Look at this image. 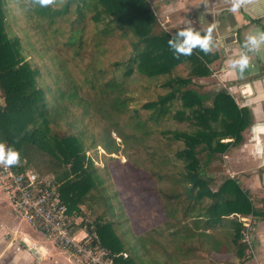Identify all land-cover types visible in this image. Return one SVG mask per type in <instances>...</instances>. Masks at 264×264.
Wrapping results in <instances>:
<instances>
[{
    "label": "trees",
    "instance_id": "1",
    "mask_svg": "<svg viewBox=\"0 0 264 264\" xmlns=\"http://www.w3.org/2000/svg\"><path fill=\"white\" fill-rule=\"evenodd\" d=\"M14 1L31 25L36 22L53 31L60 22L66 23L69 32L64 40H46L51 48L61 43L79 60L87 49L92 53L80 85L68 78L67 90L44 87L40 68L9 26L11 1L0 0V141L21 151L22 163L14 169L38 166L37 157L48 160L51 168L42 172L57 183L70 213L81 216V224L112 253H126V258L118 259L122 264H188L203 252H233L239 262L224 264H245L250 255L241 217L258 211L236 178L222 175L214 188L217 178L210 167L223 162L228 149L242 141L252 116L227 89H205L201 78L211 73L209 64L217 54L196 49L191 56L177 58L168 46L175 33L159 27L148 0H58L47 8L29 0ZM87 18L94 26L89 34ZM113 47L128 55L127 80L108 78L103 58ZM51 55L56 70L69 77L68 61L61 54ZM122 63L123 58L115 61L116 66ZM53 77L58 85L60 73ZM135 82H147L149 98L132 108ZM74 108L80 109L82 118ZM94 116L107 123L88 145L79 123ZM63 123L72 130H62ZM179 123L188 124L179 128ZM97 146L107 159L121 150L135 153L139 147L146 154L151 148L157 159L148 164L144 158L147 166L138 165L156 183L158 212L166 230L161 238L150 244L141 241L139 248L130 244L128 228H121L127 216L117 200L119 191L115 185L111 188L110 162L98 165L87 155L88 148Z\"/></svg>",
    "mask_w": 264,
    "mask_h": 264
},
{
    "label": "crops",
    "instance_id": "2",
    "mask_svg": "<svg viewBox=\"0 0 264 264\" xmlns=\"http://www.w3.org/2000/svg\"><path fill=\"white\" fill-rule=\"evenodd\" d=\"M148 1L159 27L171 33L185 26L204 32L216 25L213 31L216 46L212 52L217 57L209 64L211 73L201 81L206 90L227 89L240 107L250 109L252 122L244 130L242 141L223 155L221 169L213 175L219 182L224 174L236 178L250 194L258 213L241 217L242 220L251 219L252 224V251L245 264H264V51L252 55L243 73L229 63L242 51L247 33L254 29L264 30V0H245L236 12L228 11L229 0ZM212 72L220 77L213 76ZM245 84L249 86L248 92H242ZM74 217L76 228H81L82 217L76 214ZM0 264L77 263L66 250L43 234L38 223L24 219L6 192L0 190Z\"/></svg>",
    "mask_w": 264,
    "mask_h": 264
},
{
    "label": "rangeland",
    "instance_id": "3",
    "mask_svg": "<svg viewBox=\"0 0 264 264\" xmlns=\"http://www.w3.org/2000/svg\"><path fill=\"white\" fill-rule=\"evenodd\" d=\"M10 1V5L8 7L9 26L12 29L13 36L17 35L21 37L22 44L25 46L24 53L35 64V66L40 68V83L44 87L56 89L60 86L64 90H67L65 82L68 78H73L74 81L80 85L84 78V68L89 63L88 60L92 53L90 54L87 49L79 60L78 56L74 53L70 55V52L65 51L61 46V43H59L56 48H51V45L46 40L50 39V42L53 40L59 42L64 40L65 36L69 32L67 30L68 27L65 25L66 23L60 22V28L53 31H48L42 24L39 27V24L36 22L31 25L24 9L19 8L14 0ZM86 22L87 34H89V32L94 29V26L88 18ZM54 53L61 54L64 59L68 61V67L70 70L69 77H63L61 71L56 70L57 63H55L56 61L51 57V54ZM121 54L122 51L113 47V52L108 53V56H104L103 62H107L109 71L108 78L115 75L120 81L128 79L125 78L124 75V72L128 67L126 64V58L128 55L125 54L122 56ZM121 58H123L124 63L116 66L115 61L120 60ZM57 72L60 73L61 79L58 85H55L53 76ZM134 76H136V74ZM158 81L162 80L159 79ZM136 83L137 82H135L136 92L134 94L137 96L136 101L132 103V108L140 107V104L149 98V95L145 93L146 89L144 88L147 85V82H144L143 85L140 82L137 85ZM87 89L88 88H85V90ZM88 94H92V91ZM73 110L78 116H80V118H82L80 109L74 108ZM106 123L107 122L102 118H95V116L91 118H84L82 124L79 123V130H81L83 126L85 128V134L83 136L86 137V143L88 145L93 142L92 136L95 135V132L102 129ZM187 124L188 123H179L176 124V126L179 128H185ZM68 128L72 130V128L68 127L65 123L62 124V130L65 131L68 130ZM113 135L116 137V132L113 131ZM151 152V148H148L146 154H144L145 151L140 150L138 147L135 153L131 151L124 152L121 150L117 154H112L110 159H107L104 155L105 151L101 146H97L96 149L88 148L87 151V155L92 156L95 163L98 165L100 164L104 166L106 165V162H110L109 166L113 177L111 188L113 185L117 187L116 189L119 191L117 200L120 207L125 210L127 216L125 220V217L122 218L124 226L122 225L121 228H128L127 235L131 239L130 244L136 245L137 248L141 246V241H145L146 244H150L152 239L161 238L160 234L163 232L165 234L166 232V230L162 227L164 226L163 224L165 221L162 220L160 213L158 212L159 198L155 192L156 183L151 177V173L147 169L139 168L138 165L139 163H142L147 166L144 158L148 164L149 162H154L153 159L157 158ZM37 158V162L35 163L38 164V166L32 165L30 167L34 168L41 174H43L42 171L46 172V169L51 168L48 160L43 157ZM220 163L221 162L213 163L210 167L213 174L218 173L219 169H221ZM219 184L220 182L217 181L213 184V187L216 188ZM109 192L111 191L109 190ZM84 210L86 211L85 207ZM92 217L93 216L90 215L91 219ZM78 220H81V218ZM156 228H158V230ZM248 253L251 254L249 250ZM237 259L238 258L233 252L213 253L212 255H205L204 253H201L198 258L188 264H212L214 262L224 264L226 261L236 262Z\"/></svg>",
    "mask_w": 264,
    "mask_h": 264
},
{
    "label": "built area",
    "instance_id": "4",
    "mask_svg": "<svg viewBox=\"0 0 264 264\" xmlns=\"http://www.w3.org/2000/svg\"><path fill=\"white\" fill-rule=\"evenodd\" d=\"M212 75L220 77L217 72H212ZM2 103L3 97L0 96ZM0 190L6 192L24 219L38 223L43 234L66 250L75 263L122 264L118 259L127 257L126 253H112L104 247L97 239V234L88 231L87 225L76 228V218L63 202L58 185L51 176L41 174L30 166L21 172H17L14 167H0ZM243 220L246 226L244 241L251 252V219Z\"/></svg>",
    "mask_w": 264,
    "mask_h": 264
},
{
    "label": "clouds",
    "instance_id": "5",
    "mask_svg": "<svg viewBox=\"0 0 264 264\" xmlns=\"http://www.w3.org/2000/svg\"><path fill=\"white\" fill-rule=\"evenodd\" d=\"M58 0H29V3L41 8L57 4ZM63 2V0H59ZM230 7L228 11L236 12L245 3V0H229ZM216 25L213 24L206 31L201 32L192 26L184 28L171 35L168 40L169 48L174 52L177 58L181 56H191L194 50L199 49L204 54H210L216 46L213 37V31ZM264 51V30L254 29L245 35L242 51L238 57L231 60V67L238 68L243 73L250 65L253 54ZM22 163L21 151L14 145H8L5 141H0V167L5 169L18 167Z\"/></svg>",
    "mask_w": 264,
    "mask_h": 264
},
{
    "label": "water",
    "instance_id": "6",
    "mask_svg": "<svg viewBox=\"0 0 264 264\" xmlns=\"http://www.w3.org/2000/svg\"><path fill=\"white\" fill-rule=\"evenodd\" d=\"M248 87H249L248 84H245V88H246V89L243 90L242 92H248V90H249ZM247 89H248V90H247Z\"/></svg>",
    "mask_w": 264,
    "mask_h": 264
}]
</instances>
